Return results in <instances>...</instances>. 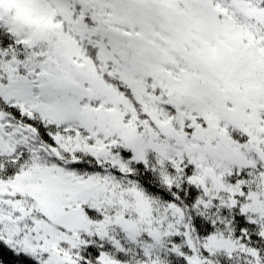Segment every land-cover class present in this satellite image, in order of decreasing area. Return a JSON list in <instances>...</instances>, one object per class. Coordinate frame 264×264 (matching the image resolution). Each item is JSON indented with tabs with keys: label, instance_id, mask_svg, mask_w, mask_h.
<instances>
[{
	"label": "snow or ice",
	"instance_id": "1",
	"mask_svg": "<svg viewBox=\"0 0 264 264\" xmlns=\"http://www.w3.org/2000/svg\"><path fill=\"white\" fill-rule=\"evenodd\" d=\"M0 264H264V0H0Z\"/></svg>",
	"mask_w": 264,
	"mask_h": 264
}]
</instances>
